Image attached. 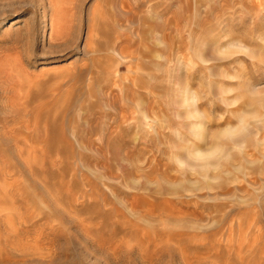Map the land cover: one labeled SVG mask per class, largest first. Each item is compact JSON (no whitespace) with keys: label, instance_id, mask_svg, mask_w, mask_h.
<instances>
[{"label":"rangeland","instance_id":"374dc122","mask_svg":"<svg viewBox=\"0 0 264 264\" xmlns=\"http://www.w3.org/2000/svg\"><path fill=\"white\" fill-rule=\"evenodd\" d=\"M0 264H264V0H0Z\"/></svg>","mask_w":264,"mask_h":264}]
</instances>
